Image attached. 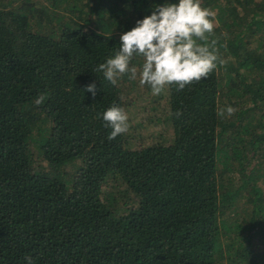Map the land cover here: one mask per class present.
I'll use <instances>...</instances> for the list:
<instances>
[{"label":"trees","instance_id":"1","mask_svg":"<svg viewBox=\"0 0 264 264\" xmlns=\"http://www.w3.org/2000/svg\"><path fill=\"white\" fill-rule=\"evenodd\" d=\"M165 2L0 0V264H264V0H200L207 79L154 96L135 56L111 85L95 68Z\"/></svg>","mask_w":264,"mask_h":264},{"label":"clouds","instance_id":"2","mask_svg":"<svg viewBox=\"0 0 264 264\" xmlns=\"http://www.w3.org/2000/svg\"><path fill=\"white\" fill-rule=\"evenodd\" d=\"M216 13L201 6L200 0H178L154 5L150 15L136 21L135 26L123 32L120 48L114 56L99 64L95 72L103 73L104 79L117 86L118 81L128 75L136 79L137 68L131 66L135 56H142L144 63L139 71V83L151 88L154 96L161 95L170 86L178 91L187 86L207 79L216 70L220 59L216 40L209 38L214 33ZM95 97V83L85 89ZM44 96L35 100V105H42ZM236 109L232 106L222 108L217 113L220 117L232 116ZM176 116L181 115L178 111ZM105 126L111 128L109 140L129 131V117L126 111L113 104L102 115ZM27 264H33L26 256Z\"/></svg>","mask_w":264,"mask_h":264},{"label":"rangeland","instance_id":"3","mask_svg":"<svg viewBox=\"0 0 264 264\" xmlns=\"http://www.w3.org/2000/svg\"><path fill=\"white\" fill-rule=\"evenodd\" d=\"M136 116H137V118H140V119H141V118L143 117V112L140 111L139 113H137ZM134 118H135L134 116H131V119H132L133 121H134ZM156 129H157V130L154 131V134H155V135H156L157 133L160 132V129H159L158 127H156Z\"/></svg>","mask_w":264,"mask_h":264}]
</instances>
